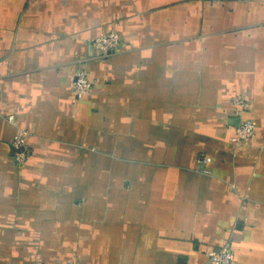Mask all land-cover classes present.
<instances>
[{"label": "crops", "instance_id": "crops-1", "mask_svg": "<svg viewBox=\"0 0 264 264\" xmlns=\"http://www.w3.org/2000/svg\"><path fill=\"white\" fill-rule=\"evenodd\" d=\"M236 97L256 122L237 146ZM226 244L264 264V0H0V264H208Z\"/></svg>", "mask_w": 264, "mask_h": 264}, {"label": "built area", "instance_id": "built-area-1", "mask_svg": "<svg viewBox=\"0 0 264 264\" xmlns=\"http://www.w3.org/2000/svg\"><path fill=\"white\" fill-rule=\"evenodd\" d=\"M92 46L102 53H115L121 47V38L115 32L100 33L99 36L92 40ZM93 88V83L84 71H78L74 75L71 86V93L75 98H82L88 95ZM231 113L237 119V125L234 128V135L231 139L233 145L249 144L255 134L256 122L245 116L250 109L249 104L242 98H233L230 102ZM11 122L12 118H8ZM28 133L23 130H17L11 140L12 160L17 166L23 165L27 159L29 150L26 145ZM202 163H209V158L201 160ZM202 174L208 175L209 171L200 170ZM208 264H234V254L228 244L225 246L211 250L206 253Z\"/></svg>", "mask_w": 264, "mask_h": 264}, {"label": "water", "instance_id": "water-1", "mask_svg": "<svg viewBox=\"0 0 264 264\" xmlns=\"http://www.w3.org/2000/svg\"><path fill=\"white\" fill-rule=\"evenodd\" d=\"M235 122H236V120H235ZM234 126H236V124Z\"/></svg>", "mask_w": 264, "mask_h": 264}]
</instances>
